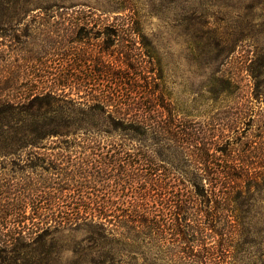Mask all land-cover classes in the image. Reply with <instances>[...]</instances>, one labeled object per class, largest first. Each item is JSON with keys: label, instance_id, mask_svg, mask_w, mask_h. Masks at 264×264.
<instances>
[{"label": "rangeland", "instance_id": "rangeland-1", "mask_svg": "<svg viewBox=\"0 0 264 264\" xmlns=\"http://www.w3.org/2000/svg\"><path fill=\"white\" fill-rule=\"evenodd\" d=\"M1 3L0 114L7 121L0 148L34 129L66 132L67 116L146 113L164 127L166 175L200 187L184 181L195 194L187 200L198 203L189 220L233 230L220 239L205 229L202 243L168 236L130 244L98 240L96 228L89 238L83 224L70 229L67 213L114 209L120 193L105 195L94 180L81 187L67 176H45L42 168L24 176L31 158L67 161V139L50 137L36 158L30 149L0 154V243L32 244L19 264H196L203 255L219 264H264V0ZM41 45L67 46V82L34 81L27 51ZM52 118L54 125L43 123ZM12 258L0 251V264Z\"/></svg>", "mask_w": 264, "mask_h": 264}, {"label": "trees", "instance_id": "trees-1", "mask_svg": "<svg viewBox=\"0 0 264 264\" xmlns=\"http://www.w3.org/2000/svg\"><path fill=\"white\" fill-rule=\"evenodd\" d=\"M2 6L0 0V8ZM42 103L50 102L44 100ZM28 120L29 117L19 118L20 122ZM3 121H7V116L0 114V123ZM34 122L39 124L41 119L34 118ZM43 123L51 126L57 123V120L52 118ZM163 130L161 122L146 113L115 115L102 110L100 114L91 113L83 117L67 116L66 132L54 128L34 129L31 137L25 133L16 142L2 146L0 154L21 156L22 152L30 149L32 150L29 153L30 157H35L33 151L45 146L43 143L45 140L50 137L66 138L67 161L55 163L45 157L33 163L34 158H31L21 170L24 176H28L35 174L34 169L42 168L47 173L45 176H67L69 180L81 181L77 183L81 187L85 186L86 182L94 180L105 195L120 193L121 200L119 199L118 207L114 209H87L83 212L67 213V226L70 229L77 230L83 224L87 226L88 234L91 235L96 228L95 237L98 240L141 244L152 241L163 242L169 236L173 241L183 238L188 243H202L208 229L213 233L211 236L214 237L215 234L223 239L227 232L233 231L229 230L232 228L225 233L227 228L211 224L202 226L198 221L189 220L188 215L198 203L194 199L189 201L187 198H194L195 194L191 191L200 187L181 176L166 175L167 170L161 154ZM153 145L157 147L156 153L151 149ZM51 169L54 171H50ZM184 181L193 187L192 190L189 187L185 189ZM232 194L236 200L241 197L239 189ZM105 202H110V198L105 199ZM169 212L173 216L171 222L167 221ZM234 230L239 233V229ZM31 245L21 244L19 240L11 243L3 242L0 243V251L14 253V258L17 260L12 258L11 263L19 264L22 250ZM215 257L197 256L196 264L223 262L216 261ZM33 263L32 259L24 262V264Z\"/></svg>", "mask_w": 264, "mask_h": 264}, {"label": "flooded vegetation", "instance_id": "flooded-vegetation-1", "mask_svg": "<svg viewBox=\"0 0 264 264\" xmlns=\"http://www.w3.org/2000/svg\"><path fill=\"white\" fill-rule=\"evenodd\" d=\"M21 49L23 48L21 47ZM29 49L33 50H29L27 52L33 53V55L30 57L32 58L34 63L32 74L33 76H35V82L40 84H55L61 81L67 82V46L41 45L34 46ZM55 50H59L62 53L57 54L56 56H54V58H51L52 55H50V52ZM20 52H22V50ZM25 59L27 60L28 56H20L21 61H24ZM61 60H63L62 65H60ZM21 72L24 73V69L22 67ZM21 82H23V80Z\"/></svg>", "mask_w": 264, "mask_h": 264}]
</instances>
